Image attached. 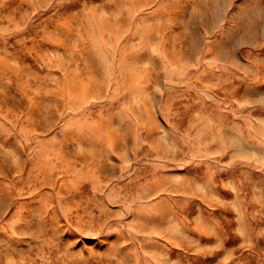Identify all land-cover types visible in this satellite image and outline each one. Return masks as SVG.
<instances>
[{
    "label": "rangeland",
    "instance_id": "obj_1",
    "mask_svg": "<svg viewBox=\"0 0 264 264\" xmlns=\"http://www.w3.org/2000/svg\"><path fill=\"white\" fill-rule=\"evenodd\" d=\"M0 264H264V0H0Z\"/></svg>",
    "mask_w": 264,
    "mask_h": 264
}]
</instances>
